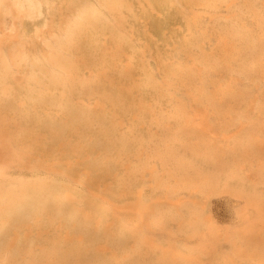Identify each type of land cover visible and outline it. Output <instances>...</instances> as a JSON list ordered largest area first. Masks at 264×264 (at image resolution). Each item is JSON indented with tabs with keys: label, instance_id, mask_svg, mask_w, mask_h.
Listing matches in <instances>:
<instances>
[{
	"label": "bare ground",
	"instance_id": "obj_1",
	"mask_svg": "<svg viewBox=\"0 0 264 264\" xmlns=\"http://www.w3.org/2000/svg\"><path fill=\"white\" fill-rule=\"evenodd\" d=\"M0 264H264V0H0Z\"/></svg>",
	"mask_w": 264,
	"mask_h": 264
},
{
	"label": "rangeland",
	"instance_id": "obj_2",
	"mask_svg": "<svg viewBox=\"0 0 264 264\" xmlns=\"http://www.w3.org/2000/svg\"><path fill=\"white\" fill-rule=\"evenodd\" d=\"M20 174V170L16 167H11L4 171L1 175V181L4 184H8L12 179L17 178ZM241 206V201L236 198L228 196H215L209 199V215L214 221L215 225L221 231H232L237 225V219L235 216V208ZM177 243L183 245H193L194 240L191 238H181L179 237ZM227 248V243L222 244V249Z\"/></svg>",
	"mask_w": 264,
	"mask_h": 264
}]
</instances>
